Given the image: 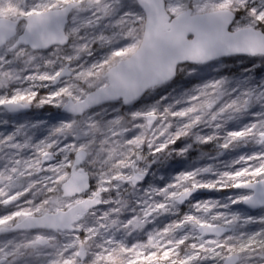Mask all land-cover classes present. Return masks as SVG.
Segmentation results:
<instances>
[{
  "label": "snow or ice",
  "instance_id": "1",
  "mask_svg": "<svg viewBox=\"0 0 264 264\" xmlns=\"http://www.w3.org/2000/svg\"><path fill=\"white\" fill-rule=\"evenodd\" d=\"M0 129V264H264V0H0Z\"/></svg>",
  "mask_w": 264,
  "mask_h": 264
},
{
  "label": "rangeland",
  "instance_id": "2",
  "mask_svg": "<svg viewBox=\"0 0 264 264\" xmlns=\"http://www.w3.org/2000/svg\"><path fill=\"white\" fill-rule=\"evenodd\" d=\"M50 109H32V113L30 115L25 116V119H41V118H47L49 115ZM2 130V129H0Z\"/></svg>",
  "mask_w": 264,
  "mask_h": 264
},
{
  "label": "flooded vegetation",
  "instance_id": "3",
  "mask_svg": "<svg viewBox=\"0 0 264 264\" xmlns=\"http://www.w3.org/2000/svg\"><path fill=\"white\" fill-rule=\"evenodd\" d=\"M31 113H32V112L30 111L27 115H30ZM27 115H26V116H27Z\"/></svg>",
  "mask_w": 264,
  "mask_h": 264
},
{
  "label": "water",
  "instance_id": "4",
  "mask_svg": "<svg viewBox=\"0 0 264 264\" xmlns=\"http://www.w3.org/2000/svg\"><path fill=\"white\" fill-rule=\"evenodd\" d=\"M30 111H31V110H30ZM30 111H29V112H30ZM29 112H28V113H29ZM28 113H27V114H28Z\"/></svg>",
  "mask_w": 264,
  "mask_h": 264
}]
</instances>
